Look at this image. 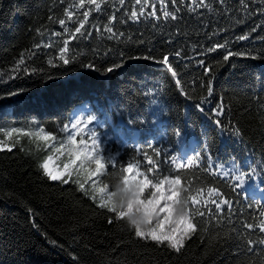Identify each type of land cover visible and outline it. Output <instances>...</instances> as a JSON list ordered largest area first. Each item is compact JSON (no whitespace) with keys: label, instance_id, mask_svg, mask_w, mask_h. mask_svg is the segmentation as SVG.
I'll return each instance as SVG.
<instances>
[{"label":"trees","instance_id":"1","mask_svg":"<svg viewBox=\"0 0 264 264\" xmlns=\"http://www.w3.org/2000/svg\"><path fill=\"white\" fill-rule=\"evenodd\" d=\"M98 3L99 11L88 0L84 8L79 0H0V138L21 130L12 151H0V264H264L259 243L264 239L259 230L264 220V0H197L195 5L165 0L175 20L163 18L159 0H148L160 19L138 21L129 18L131 10L140 12L135 0ZM68 11L74 13L71 20ZM85 11V34L73 40ZM108 26L115 36L104 31ZM242 35L249 38L239 40ZM65 40L69 64L59 60ZM217 44L226 47L207 52ZM229 53L243 55L225 61ZM166 54L176 78L151 60L135 59ZM20 59L25 64L17 70ZM116 64L121 67L106 72ZM221 102L224 111L217 116ZM77 111L97 115L106 125L112 136L104 152L120 164L142 162L148 153L168 175L175 169L171 157L196 161L180 170L182 187L192 194L202 189L213 213L217 197L209 189H218L232 204L231 212L222 204L223 215L202 219L180 252L136 237L123 220L98 206V197L93 200L71 181L48 179L40 164L51 146L22 134L43 128L56 143H67ZM208 157L213 164L205 170ZM108 171L112 174L103 183L115 185L118 173ZM242 173L249 175L238 187L235 177Z\"/></svg>","mask_w":264,"mask_h":264},{"label":"snow or ice","instance_id":"2","mask_svg":"<svg viewBox=\"0 0 264 264\" xmlns=\"http://www.w3.org/2000/svg\"><path fill=\"white\" fill-rule=\"evenodd\" d=\"M125 0H120V3L123 4ZM170 3H177L178 0H169ZM223 2V0H221ZM88 3L94 5L96 10H100V3L98 0H88ZM192 3L195 5L197 0H192ZM200 3L203 4V0H200ZM135 4L139 6L140 12L138 13L135 9L130 12V19L133 21H138L142 16H148L153 19H160L156 15V5H148V0H135ZM161 9H163V18L175 20L177 14L167 10L165 6V0H159ZM145 5L151 9V11H145ZM78 7L84 8V0H79ZM194 10V9H193ZM73 11H68L66 13L67 19L71 20L73 17ZM89 15L88 11L83 12V19L79 22V26L75 28L74 33L71 35V39H77L76 34L81 36L85 33L82 32L85 24L87 23V17ZM113 20L116 18L113 16ZM58 23L63 27L65 25V20L60 19ZM64 31L67 32L68 29L64 28ZM104 31L111 33L113 36L116 33L113 30V27L108 26ZM55 36H60L61 33H54ZM119 35H123L120 33ZM249 37L247 35L239 36V40H247ZM46 47H51V45H45ZM37 47H40L37 45ZM223 44H217L215 47H210L207 49V52L212 53L216 52L218 48H225ZM69 52V41L65 40L60 48L59 60L63 64H69L70 58L66 57V54ZM230 55H243V53H229L224 55L223 59L227 61ZM175 56L179 57L180 53L176 52ZM135 59L151 60L154 63L164 67L165 71L170 72L171 77L176 78L177 72L173 69L172 64L169 61V55H163L162 58L157 59L154 56H144L137 57ZM49 64H53V60H48ZM201 65L204 64V61L199 62ZM25 64L24 59L19 60L17 65V70L20 66ZM85 67L91 69L93 68L92 64H87ZM120 64L114 65V67H108L106 72L111 73L114 71V68H120ZM27 71V69H24ZM35 71V70H33ZM99 71V69H97ZM205 71L209 74L211 69L205 67ZM175 84L179 87L181 85V79H175ZM207 96L211 97L213 95L214 89L211 83L206 86ZM179 90L187 96V93L184 92V88L180 87ZM188 99H192L191 96H187ZM199 107V105H197ZM203 111V109H201ZM224 111V105L221 102L216 115L219 116ZM99 120V117L94 114H88L86 117L81 116L80 118L75 119V121L70 125L71 129L74 130L69 133L67 136V143H62L60 147L54 149L55 152L63 154L65 151L69 156V160L64 164L63 168H54L52 166L53 157L51 155L47 156L46 159L40 164V168L43 170L44 175L52 180L59 181L61 183L67 184L70 181L78 185L79 189L85 194L91 195L93 200L97 199L96 195L89 193L85 187V183L80 179L83 176L87 180H92V192L99 194V203L100 208L106 209L108 212L114 214L116 220H124V218L130 215L134 210L142 213L147 223L152 225L148 230H142L136 228L134 234L136 237L143 240H150L155 242L158 245H167L171 249L180 252L184 246L185 240L189 239L192 234L197 232V226L200 224L202 219H206L208 216L213 218L217 215H223L224 209L221 208V205L227 206L228 213L231 212L232 204L229 200L223 198V194L219 192L216 188L209 189V195L215 194L217 199L212 201V204L215 206V212L211 208H207L208 200L203 199V190L196 189L195 194H192L188 188L182 187V178L180 170L191 168L196 161L188 159L186 161L177 162V157H171L169 163L175 165V169L169 170L168 175H163L160 169V162L153 159L152 155L144 153L141 161H132L125 162L120 164L118 160L114 157L107 155L100 147L101 141L99 140L98 133L95 130L89 131V126L93 125ZM217 125H221L219 119L215 120ZM65 130L69 129V125L64 126ZM21 130L13 129L11 131L5 132V136L8 140H11L13 133L20 132ZM23 135H35L38 140H41L45 143L55 139L51 133H45L43 128L39 129L37 133H22ZM239 134V133H237ZM88 136L89 139H85V136ZM79 137V139H78ZM90 140V142H89ZM14 144L7 143L4 140H0V151H12ZM156 156L161 155L159 151L155 152ZM213 164L212 158H207V163L205 164V170L211 169ZM108 169H113L115 173H118L117 183L115 185H109L103 183V180L106 179L110 173ZM143 169V170H142ZM147 173V174H146ZM219 175V173H213ZM224 177L229 175V172L225 171L222 173ZM249 175L248 173H242L235 177L236 181L239 182L238 187L244 186V178ZM73 176H76L77 179H73ZM162 177V178H157ZM100 179L102 186L97 187L96 179ZM117 185H122V191L125 193H131L132 199L128 203V209L117 210L115 206V201L113 199L115 195V190ZM183 188L186 190V195L188 196V206L187 210L183 215H178L176 212V203L179 193L177 188ZM190 193V194H189ZM191 205L192 207H189ZM201 205H203V210ZM260 216L264 217V210L260 212ZM155 222V223H154ZM109 223H112V220H109ZM249 229L252 228L251 224H248ZM206 229L201 225V231ZM261 232H264V220L260 221ZM249 245L253 241L248 240ZM261 245H264V239L259 241Z\"/></svg>","mask_w":264,"mask_h":264},{"label":"rangeland","instance_id":"3","mask_svg":"<svg viewBox=\"0 0 264 264\" xmlns=\"http://www.w3.org/2000/svg\"><path fill=\"white\" fill-rule=\"evenodd\" d=\"M81 107H84V106L82 105ZM88 114L89 113H87V112L77 111L75 113L73 119H72V123L75 121V119L80 118L81 116L86 117ZM91 130H95L98 133L99 140L101 141L100 147L104 151L107 139H109L112 136L109 134V132L106 131V125L102 121L98 120L93 125L89 126V131H91ZM17 134H18V132L13 133L11 140H8V138L6 136L4 138H0V140H4L7 143L13 144L12 141H14V136ZM78 139H79V137H78ZM85 139H89V137L86 135ZM89 142H90V140H89ZM46 144H47V146H51L49 153L53 157L52 166L54 168H61L62 169L64 164L68 162L69 156H68L66 151L63 154L57 153L54 151V149L56 147H60L62 143H59V142L56 143V139H54L52 141H49ZM64 144H66V143H64ZM73 179H77V177L73 176ZM80 179L82 180V182L85 183V187H86L87 191L93 195H96L99 198V194L92 192V180H87L83 176H81ZM94 179H96V181H97V187L102 186L100 179H97V178H94ZM89 196L91 197V195H89Z\"/></svg>","mask_w":264,"mask_h":264},{"label":"clouds","instance_id":"4","mask_svg":"<svg viewBox=\"0 0 264 264\" xmlns=\"http://www.w3.org/2000/svg\"><path fill=\"white\" fill-rule=\"evenodd\" d=\"M177 192L179 195L176 203V212L178 215H183L186 212L189 203L188 196L185 194L186 190L183 188L178 187ZM113 199L118 211L122 209L127 211L128 203L132 199V196L131 193H125L122 191V185H117ZM123 221L130 230L134 231L136 228L148 230L150 227H152V225L147 223L142 213L135 210L130 215L126 216Z\"/></svg>","mask_w":264,"mask_h":264}]
</instances>
